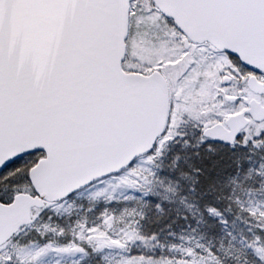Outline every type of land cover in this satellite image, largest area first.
<instances>
[{
    "label": "snow or ice",
    "instance_id": "6c2138e0",
    "mask_svg": "<svg viewBox=\"0 0 264 264\" xmlns=\"http://www.w3.org/2000/svg\"><path fill=\"white\" fill-rule=\"evenodd\" d=\"M0 264H264V0H0Z\"/></svg>",
    "mask_w": 264,
    "mask_h": 264
}]
</instances>
